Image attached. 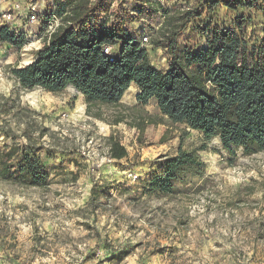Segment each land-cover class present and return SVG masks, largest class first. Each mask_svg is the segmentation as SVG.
<instances>
[{
    "label": "rangeland",
    "instance_id": "obj_1",
    "mask_svg": "<svg viewBox=\"0 0 264 264\" xmlns=\"http://www.w3.org/2000/svg\"><path fill=\"white\" fill-rule=\"evenodd\" d=\"M20 1L37 3L42 17L35 23L24 16L15 19L16 32L24 37L20 47L0 43V93L18 104L21 122L30 117L46 128L42 140L49 183L22 188L0 180V264H264V151L226 149L218 136L205 140L199 131L170 123L161 118L155 100L139 104L133 84L117 104L94 107L91 113L72 85L58 93L22 88L10 69L28 64L41 48L50 0ZM198 2L111 0V15L101 10L99 22L114 15L127 22L136 18L146 25L136 28L138 39H150L165 11L178 16ZM261 7L262 0H253L252 7L236 12L223 5L200 9L177 40L197 51L205 45L207 29L230 28L242 14L247 23L240 36L256 45L262 37ZM146 48L152 65L166 71L167 53ZM144 114L159 122L140 130L137 120ZM110 136L127 155L107 162ZM181 136L184 149L205 145L198 151L204 174L176 182L170 195L144 194L143 185L163 156L176 151ZM14 141L24 138L0 133V146ZM130 173L138 178L133 181Z\"/></svg>",
    "mask_w": 264,
    "mask_h": 264
},
{
    "label": "trees",
    "instance_id": "obj_2",
    "mask_svg": "<svg viewBox=\"0 0 264 264\" xmlns=\"http://www.w3.org/2000/svg\"><path fill=\"white\" fill-rule=\"evenodd\" d=\"M52 2L59 25L44 37L31 62L10 69L22 88L40 87L58 93L72 85L84 95L86 113H91L94 107L117 104L133 83L138 88L139 104L154 99L161 118L170 123L199 131L205 140L218 136L226 149L242 147L248 154L264 151V22L256 45H249L240 36L247 23L242 14L234 17L230 28L207 29L205 45L197 51L177 40L200 9L212 11L223 5L236 12L240 7H252L253 0H200L193 10H183L178 16L165 11V20L149 43L167 53L166 71L152 65L124 17L114 15L111 21L99 22L101 10L108 18L111 15V0ZM261 9L264 16V0ZM23 42V35L0 24V43L20 47ZM103 45H115L116 59L109 61L101 53ZM17 107L0 93V133L12 139L24 138L0 146V180L22 188L45 187L49 183L42 140L46 128L30 117L21 122ZM157 122L144 114L137 125L142 130ZM182 139L173 154L163 156L161 169L149 176L142 187L144 194L170 195L176 182L186 183L204 174L205 163L198 151L205 145L184 149ZM109 143L111 158L127 155L113 136Z\"/></svg>",
    "mask_w": 264,
    "mask_h": 264
},
{
    "label": "built area",
    "instance_id": "obj_3",
    "mask_svg": "<svg viewBox=\"0 0 264 264\" xmlns=\"http://www.w3.org/2000/svg\"><path fill=\"white\" fill-rule=\"evenodd\" d=\"M5 0H0V6L3 4ZM94 1V0H92ZM40 8H38L37 3L30 1L25 6L22 5L20 1H12L7 8L0 11V24L8 25L11 29L15 30V19H20L22 16L28 20L30 23L38 22L39 16L42 15ZM45 17L44 25L41 28V34L45 36H49L59 25L60 17L55 13V7L53 5L52 0L45 7ZM42 17V16H41ZM138 42L142 47L146 50V45H149L151 48H154L153 45H150L149 38L145 35L138 39ZM117 48L115 45H103L101 47V53L107 57L109 61H113L116 59ZM100 130H103L104 127H99ZM84 157H88V149L84 148L81 151ZM107 162H111L114 160L110 157V155L105 159ZM129 176H132V180H136L138 175L135 173H130Z\"/></svg>",
    "mask_w": 264,
    "mask_h": 264
},
{
    "label": "crops",
    "instance_id": "obj_4",
    "mask_svg": "<svg viewBox=\"0 0 264 264\" xmlns=\"http://www.w3.org/2000/svg\"><path fill=\"white\" fill-rule=\"evenodd\" d=\"M12 1H20V0H12ZM11 0H5L4 2H3V4L0 6V11L1 10H3V9H5V8H7L8 7V5L12 2ZM150 1V0H149ZM200 1V0H199ZM21 2V1H20ZM263 22H264V16H263V21H262V24H263ZM143 26V27H146V25L142 22V21H140V20H138V19H136V18H134V19H131L129 22H128V24H127V27H128V29L132 32V34L136 37V38H138V32L139 31H137L136 30V28H140V31H142L143 29H141V27L140 26ZM15 30H17V29H15ZM131 84H133V83H131ZM134 85V84H133ZM135 86V85H134ZM79 92V91H78ZM79 98H82V100L83 101H85L84 99H85V97H84V95L82 94V93H80L79 92ZM151 100H154V99H151ZM150 101V100H149ZM156 102V101H155ZM157 105V104H156ZM82 108L84 107V104H82V105H80ZM159 110V109H158ZM160 112V111H159ZM162 162V161H161ZM161 169V165L158 167V169L156 170V171H154V172H158L159 170Z\"/></svg>",
    "mask_w": 264,
    "mask_h": 264
},
{
    "label": "bare ground",
    "instance_id": "obj_5",
    "mask_svg": "<svg viewBox=\"0 0 264 264\" xmlns=\"http://www.w3.org/2000/svg\"><path fill=\"white\" fill-rule=\"evenodd\" d=\"M29 61H27V63H28ZM31 62V61H30Z\"/></svg>",
    "mask_w": 264,
    "mask_h": 264
},
{
    "label": "water",
    "instance_id": "obj_6",
    "mask_svg": "<svg viewBox=\"0 0 264 264\" xmlns=\"http://www.w3.org/2000/svg\"><path fill=\"white\" fill-rule=\"evenodd\" d=\"M75 90H77V89L75 88Z\"/></svg>",
    "mask_w": 264,
    "mask_h": 264
}]
</instances>
